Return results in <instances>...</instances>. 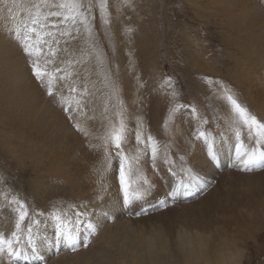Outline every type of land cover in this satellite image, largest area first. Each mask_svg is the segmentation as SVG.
<instances>
[{"label": "rangeland", "instance_id": "1", "mask_svg": "<svg viewBox=\"0 0 264 264\" xmlns=\"http://www.w3.org/2000/svg\"><path fill=\"white\" fill-rule=\"evenodd\" d=\"M62 2L64 0H47L46 3L44 0H0V11L4 8L2 12H7L0 21V32L3 35L7 32L9 36L12 35V53L18 58L25 57L29 63L27 76L12 70L15 80L27 82L25 87L19 85L20 93L11 92L6 98L7 73L3 70L5 59L0 58V77L4 81L0 82V232L11 238L10 234L15 231V223L19 217V207L13 200H19L28 212V217L21 226L22 235L26 237L23 230L31 226L36 237L35 254L38 256L33 253L23 256L30 264H58L59 261L60 264H88L97 258L92 257L95 253L92 256L85 253L86 248L103 254L104 259L110 258L108 264H131L127 262L128 258L133 262L137 261L135 256L141 254L143 243L125 245L121 241L119 244H110L109 237L99 231L100 227H104L103 224L94 223L98 229L94 236H90L88 230L82 232L85 224H76L74 213H87L91 208L82 203L81 200L86 194L78 188L79 184H74L75 187L67 183L65 178L53 176L52 156L46 152V149L51 148L52 137L50 139L43 133L40 134L41 131L37 128L31 131L34 135L25 132L23 125H12L14 115L24 113L26 120L36 125H49L47 130H50L56 126L57 120H69L71 113L74 119L69 120L65 132L58 136L59 128L55 127V135L60 143L70 144L73 151H80L82 159H86L88 165L83 168L81 163L79 172L73 167L68 168L70 178L86 185L87 189L84 190L91 187L95 195L102 194L106 189L101 201L106 199L105 196L110 197L112 193L120 190L121 205L127 213H120L117 220L131 215L136 217L132 202L124 201L119 169L116 176L107 181L110 171L118 164L119 158L114 155L116 149H110L111 166L108 167L103 150L94 147L101 143L98 137L106 130L100 113V103L107 108V115L111 120H118L115 115L117 111L125 117L129 131L128 142L123 147L128 155L134 154L137 147H142L135 141V132L139 125V130L145 136L151 134L163 146L160 153L162 159L165 151L168 157L173 158L171 178H164V170L156 175L159 170L157 164L156 171L154 169L156 176L153 183L151 182L155 185L154 189L162 191L161 197L166 203L162 209L168 207L175 213H186L187 216L182 217L189 219L187 224H192L193 229V225L201 223L208 229L204 233L205 236L219 237L221 235L217 225L212 220L217 221L219 218L222 224L227 226L226 229L234 231L237 230V221L240 220L238 218L242 217L243 213L249 219L247 229L250 232H245V239H241L239 233L230 234L232 237H228L231 243L235 239L239 240H236L239 251L235 256V264H264V213L255 214L260 211L258 207L253 213L244 207L245 204L257 205L264 198V192L259 191L260 187H264V168H245L236 158V149L241 143L243 150L248 151L253 147L264 150V142L257 144L248 137L247 129L243 127V135L237 139L230 124L238 118L230 105L222 99L218 86L209 83L210 80L222 81L242 106L264 122V0H129L127 4L124 0H107V24L101 18L99 0H92L90 15L95 19L91 20V41L82 25L73 26L70 22L65 23L62 16L50 14L60 10L66 12L67 9L54 6ZM37 12L39 23L36 25V32L29 33L25 25L31 26L32 21L37 18ZM13 16H17V19L14 20ZM76 28L80 29L79 33ZM26 40L37 50L42 63L44 60H51L48 69L54 72L56 80L59 81L58 88L56 80L53 81L55 98L48 94L44 97V87L33 76V57L30 58L24 50ZM129 40H132L130 44L127 42ZM139 40L144 42L147 48L144 52L137 50L136 55L134 46ZM93 43L95 50L102 54V64L98 62L95 54L88 55ZM121 52L124 54L121 55ZM68 61L73 63L70 65ZM56 68L71 71L73 77L67 80L59 79L65 73L56 72ZM106 77L115 84V94H110L111 85H106ZM128 77L131 80L125 83V78ZM169 80L170 83H167ZM69 85L75 86L76 91L70 92ZM28 91L36 92L39 98L36 101L27 99ZM61 94L68 107L67 111L57 102ZM44 100L56 111L51 106H46L45 112L41 108ZM177 105L182 107L176 109L169 119L170 111ZM34 108H37V113L32 114ZM193 108L196 109L195 113ZM44 117L47 118L46 122L43 121ZM201 119L207 120V123L201 124ZM75 123L85 129L87 136L76 130ZM197 128L208 133L214 141V156L209 155L205 141L197 138ZM31 149L36 153H32ZM181 156L184 160L180 159ZM146 157L148 160L144 156L141 157V163L144 164L143 168L146 166L150 169L153 167L150 155ZM198 159H205L206 165L213 166L211 173L207 175L204 173L205 169L203 172L200 168L195 171L206 179L205 185L190 181L182 171V166L191 170ZM57 160L62 163L63 157L59 155ZM220 162L223 166L216 169L215 163ZM159 165L166 170L165 162ZM147 169L143 171L146 172ZM80 171H83V174ZM225 171L244 189L242 198L233 193L228 195L227 201H232L234 208L242 211H232L228 208L227 213L230 215L226 222L222 220L225 217L219 216L216 209L218 206H205L210 202L206 197L220 187V180ZM86 172L89 176L86 181H82L79 176L85 175ZM182 179L184 183H181ZM104 183H107V188ZM196 193L198 195L194 196ZM190 197L195 199L189 203L184 201ZM158 200L159 198L151 200L141 206V213L144 211L148 215L151 214L149 205H157ZM203 209L207 213L204 216L206 219L199 221ZM53 214L60 215L61 222H56ZM7 219L12 222L9 229L5 224ZM92 219L87 217L89 221ZM54 222L59 228L58 236L50 243L45 238L46 242L41 244L40 232L50 224L54 225ZM61 226L74 229L78 251H72L70 245L58 240ZM140 226L143 227L141 222ZM183 229L182 223L177 222L171 232L159 231L161 240L166 243L165 249L176 245L181 250L182 246L175 238ZM155 230L158 231V228L144 232L136 227L130 231L133 232L132 241L142 240V237L146 239ZM118 232L123 237L128 234L127 230ZM84 233H87L86 237ZM84 244H88V247L85 248ZM59 250L58 258L49 259L53 252ZM12 259L17 260L13 257ZM0 261V264H7L6 252L0 254ZM102 264H105V261Z\"/></svg>", "mask_w": 264, "mask_h": 264}, {"label": "bare ground", "instance_id": "2", "mask_svg": "<svg viewBox=\"0 0 264 264\" xmlns=\"http://www.w3.org/2000/svg\"><path fill=\"white\" fill-rule=\"evenodd\" d=\"M3 10H4V8H2V11ZM2 11H0V21H2L5 14H7V12H5V11L2 12ZM53 11H55V10H53ZM121 12H125V10H121ZM18 18H21V17H18ZM13 19L16 20L17 16H13ZM36 25L38 26V24H36ZM36 25H35V27H37ZM262 29L264 30V26L262 27ZM10 37H12V35L9 36L8 32L6 35H3L0 32V42H1V44H0V58L4 57V59H5V63L3 64V67H4L3 70H4V72L7 73L6 98H7V94L11 95V92H12V94L20 93L21 92L20 86L25 87L26 82H27L26 80H24V81L15 80L16 78H14L15 76L12 74V70L14 69L15 71H17L19 74H21L23 76H27L28 71H29V68H28L29 63H28L27 59L25 57L18 58L16 54L12 53V52H14V50L12 48L11 42H14V41H11L13 39H11ZM131 41L132 40L127 41L128 44H130ZM32 42L33 41H31V43ZM120 48H122V47H120ZM145 48H147V45L144 42H142L141 40L136 42V44L134 46V50H136V55H137V50H140V52L141 51L144 52ZM122 53L123 52H121V55H122ZM138 55H140L139 52H138ZM28 59H30V58H28ZM19 79L23 80L22 77H19ZM130 80L131 79L129 77L125 78V83L129 82ZM0 82L4 83V81L2 80L1 77H0ZM58 86H59V81L56 80V87L58 88ZM42 92H43L44 97L48 96V95H46L47 91H46L45 87L42 88ZM26 98L31 99L33 101H36L39 98V96L34 91H28ZM46 106L48 108H49V106H51V108L56 111V109L52 105L48 104V102L46 100H44L42 102L41 108L45 112H47L45 110ZM99 108H100V113L102 114V121H103L104 127L106 129V127L108 126L109 121L111 119H110V116L107 115V111H105V107L103 105H100V103H99ZM36 110H37V108H34L31 111V113L32 114L37 113ZM46 120H47V118L44 117L43 121L46 122ZM111 121H114V120H111ZM8 122H9V120L7 119V123ZM68 122H69L68 119L66 121L57 120L56 126H53L50 130H47V127L49 125L43 126L41 123H39V125H36V124L32 123L31 121L26 120L24 118V113H23L22 115H20V114L14 115L12 125H15V126L23 125L24 131L25 132L27 131L29 134L31 133L32 130L34 131L35 128H37V130L41 131L40 134L43 133L44 136L50 137V139L52 137L51 148L46 149V152H48L52 156V162H51V170L52 171L51 172H52L53 176L63 177L66 179L67 183H71L73 185L74 184L80 185L78 188L82 191V193L86 194L82 198L81 201L87 208H91L87 211V217L93 218L90 221L93 224L94 223H100V224L104 225V227L99 228V231L104 236L109 237L108 241L110 244H112V243L119 244V243H121V241H123V243L125 245H129V244L134 245V244H139V243L144 244V248L142 249L141 254L138 256H135L137 258V261L133 262L131 258H128L127 262H130L131 264H214V263H216V264H227V262L230 261L231 264H235V261L237 259L235 256L239 251L237 244H236V240L237 241H239V240L235 239L231 243L230 242L231 240L228 237L230 236V234H233V235L237 234L238 235V233H239L240 238L245 239L244 236L247 235V233H245V232L248 231L247 228L249 227V219H247V216H244V214L242 213V217L238 218L240 220L237 221V230H234V231H229L228 229H226L227 226L225 227V225L222 224L223 222H221L219 220V218L217 221L213 219L212 222H214L217 225V230L221 236L220 237L215 236V235L205 236L204 233L207 232V230H208L207 227L201 223H198L196 225H193L194 226V229H193L192 224H187L189 222V219L188 218L184 219L182 217V216H187L186 213H183V212L175 213L173 210L168 209V207H166V209L165 208L159 209L158 206L161 203H164V200L161 197L162 191L158 188H155V189L152 188L150 193L147 196H145L143 199L132 201V204H133L132 210L136 213V217L131 215L125 219H121L118 221L117 218H120V213H127V211L121 205V191L120 190L112 193V195L110 197L105 196L106 199L104 201H101V198L103 197L104 193L106 192V189L104 190V192L102 194H98L96 192L97 195H95L94 192L92 191L91 187H89L88 190H84L86 188V185H83L82 183H78L74 179L70 178L68 168L73 167L74 170L76 169L79 172V170H81V169H79V166L81 165V163H83V168H85L88 165V161L86 159L85 160L82 159L80 151H78V150L73 151L72 146L70 144L60 143L58 138L56 137L55 131H54L55 127L59 128V134H58V136H59L61 133L65 132V129H66ZM31 124H33V125H31ZM6 138L7 139L9 138L8 134H6ZM162 147L163 146L160 144V148H162ZM53 149H56L58 151L54 152ZM113 151H114V149H113ZM31 152L36 153L34 149H31ZM134 154H132V155H134ZM59 155H61L63 157L62 163H60L57 160V157ZM114 155H115V153H114ZM144 157L147 159L146 156H144ZM115 159L117 160V158H115ZM168 159L169 160L172 159L170 161H173V158L168 157ZM163 163H164V159H162L160 156L156 161L155 167L147 169V167L145 166V168H143L144 164L141 163V160L138 164V167L141 168L142 170L147 169V171L145 173L147 174L150 181L153 183L154 177L157 174H159L162 170H164L162 173L164 178H168V177L171 178L172 164L173 163L171 165L166 163V170L164 169L163 166L159 165V164L162 165ZM119 164H120V160L118 159V164L113 167L112 171H110V175H109L107 181L112 180L116 176V171H117V169H119L118 168ZM157 164H158L159 170L157 171V173L155 175L154 169L157 168ZM215 164H220V168L223 166V164L221 162L215 163ZM148 167H150V166H148ZM169 168H171V171H169ZM199 168H200L201 172H203V169H205L204 173H206L205 175H207V174L211 173L210 170L213 169V166L211 164L206 165L205 159L196 160L192 166V169H191L192 175L199 177L203 181V183H200V184L205 185L206 179L202 175H197L195 172V171L199 170ZM155 171H156V169H155ZM80 172L82 173L83 171H80ZM87 172L85 175L79 176V178H81L82 181H86V179L88 178L89 173H87ZM83 173H85V170ZM43 175H44V173L42 172L41 176H43ZM77 175H80V173L79 174L77 173ZM130 179L135 180L136 176L132 175V176H130ZM102 180L104 182H106L104 179H102ZM104 185L107 188V183H104ZM209 186L211 187L210 184H209ZM103 189H104V187H103ZM224 189H226V190H224ZM95 191H96V189H95ZM259 191H260V193H263L264 187L263 186L260 187ZM99 192L101 193V191H99ZM230 193L237 194L240 198H242V196L244 195V189H243L242 185L237 184V182L232 178V176L225 171L224 177L220 180V187H217L213 192H211L206 197V199L210 200V202H208L205 206H210V208H214V206L215 207L218 206L216 208L219 212L218 214L220 217H225V219H222L225 222L227 220L226 218L230 215L229 213H227L228 208H231L232 211H237V210H238V212L242 211V209H239L237 207L234 208L235 205L232 201L231 202L227 201L228 195ZM196 195H198V194L197 193L194 194V196H196ZM157 198H159L157 205H155V204L149 205V207L151 209V214L148 215V214L141 213V210H142L141 206H144L145 203H148L149 201L157 199ZM99 200L101 202H99ZM0 206H1V204H0ZM244 207L248 210H252L251 213H253L258 207L260 211L256 212L255 214L264 213V198H262L260 200V203H258L257 205L245 204ZM233 208H234V210H233ZM206 215H207V213H206L205 209H203L200 212L199 221L206 219L204 217ZM208 218H209V215H208ZM111 219H112V222L110 223ZM140 222L143 224V227L140 226ZM177 222L182 223L183 228H184L183 231L179 232L178 236L175 238L176 242H180L182 248L180 250L179 247L175 245L171 249H165L164 246L166 243L164 240H161V236L159 235V231L166 230L167 232H171L173 230V225H175V223H177ZM231 222L233 223L234 221H231ZM250 222H252V220ZM5 224H7V229H9L12 225V222L9 219H7V220H5ZM225 224H227V223H225ZM169 226H171L172 228H168ZM256 226H257V224H256ZM136 227L138 230L144 231V232H147V231L150 232L153 228H158V231L155 230L154 233L150 234L146 239L142 237V240L137 239V240L132 241L133 232H130V231L134 230ZM197 228H199V229H197ZM191 229L194 232L191 231ZM72 230H74V229H72ZM81 230H82V232H85L88 229L85 225V228L82 227ZM121 230H127L128 234L125 237H123L118 232ZM58 231H59V228H58L56 223L54 225L50 224L49 227H46L45 229H43L39 234V237L41 238V244H44L46 242L45 238H47V241L49 243L52 242L54 240V238L56 236H58V234H57ZM249 232H250V230L248 231V233ZM86 236H87V233H84V237H86ZM231 237L232 236H230V238ZM34 246H35V248L37 247L36 246V237H35V241H34ZM24 250L27 253V255H31L32 252L29 248H27L25 246ZM117 251H119V250H117ZM59 252H60V250L57 252H53L52 255H50L49 259L50 258L51 259L58 258ZM62 252H65V250H62ZM84 252L90 254L91 256L95 253V256H92V257L97 258L96 260H94L93 262L88 263V264H102L104 261H105V264H108V262L110 260V258L104 259L103 254H97V252L92 251L91 249H88V248H86ZM34 256H38V255L35 254ZM9 258L10 257L7 255V264H9V260H10ZM13 258H15V257H13ZM147 260H149L151 263L147 262ZM60 263L61 262L59 261L58 264H60ZM236 264H240V262H238Z\"/></svg>", "mask_w": 264, "mask_h": 264}, {"label": "snow or ice", "instance_id": "3", "mask_svg": "<svg viewBox=\"0 0 264 264\" xmlns=\"http://www.w3.org/2000/svg\"><path fill=\"white\" fill-rule=\"evenodd\" d=\"M46 3L47 0H44ZM127 4L129 0H124ZM57 8L67 9L66 12H52L50 13L53 16H62L63 21L65 23L70 22L71 25H82L85 33L88 36L89 41L92 40V24L91 20H94L95 17L90 15L92 12V0H64V2L54 5ZM101 18L104 19V23L107 24L108 20L105 18L106 9H107V0H99ZM37 18L32 21L31 26L25 25L27 31L29 33H35L36 27L35 25L39 23V12H37ZM80 29L76 28V32L79 33ZM131 31V29H129ZM71 35V33H68ZM24 50L26 54L31 58L35 57L31 60V70L35 79L41 84V86L46 88L47 94L55 98V93L53 91V81L57 79L54 72L48 69V64L51 63V60H44L41 62V57L37 53L36 49L33 45L29 44L27 40L24 43ZM82 51V55H83ZM96 55V59L99 63H103L102 54L95 50L94 43L90 45V51L88 55ZM79 61H76L78 63ZM71 65L73 61H68ZM56 72H64L65 75L59 77V79L67 80L69 77L73 75L71 71H67L66 69L56 68ZM106 85H111V93L115 94L116 88L115 84L105 78ZM170 83L169 81H166ZM209 83H215L218 88L221 90L222 99L231 107V110L235 112L237 116V120L233 121L230 124L235 131V135L237 139H240L243 135L241 131V127L247 129L248 137L255 140L257 144L264 142V122L257 119L256 116L252 115L249 110L242 106L235 95L232 93L231 89L225 85L222 81H209ZM69 91L75 92L76 88L73 85H69ZM86 93V89L84 90ZM175 95V93H173ZM61 107H64L65 110H68V107L64 103L63 94H61L60 98L57 101ZM182 107V105H177L176 108L172 109L169 113V119L172 118V114L178 109ZM107 111V108H105ZM192 111L195 113L196 109L193 108ZM118 117L116 121H109L108 126L104 134L98 137L101 140V143L98 145H94V147L100 148L103 150L105 159L108 161V167L111 166V156L110 149H116V156L120 160L119 164V179L120 184L123 189L124 201L125 203H130L134 200L143 199L147 196L154 185L151 183L147 174L138 167V164L143 156L150 155V163L155 167L157 159L160 157L161 148L159 142L153 137L151 134L147 136L144 135L142 131L139 130V125L137 126V130L135 132V141L137 145H142V147H137L134 155H128L124 150V145L128 142V126L125 122V117L119 111L115 114ZM69 120H73L74 116L70 113ZM201 124H206L207 120H200ZM74 127L78 132H81L85 136H87V132L84 128L81 127L79 123H75ZM197 138H202L205 143L208 145V152L210 156H214V141L211 139L208 133L197 128ZM236 158L237 160L243 164L245 168H250L253 166L264 168V150H260L256 147L251 148L248 151L243 150V143L239 145L236 149ZM164 162L171 165L173 161H170L167 156V151L164 153ZM181 160H184V157H180ZM171 171V168H169ZM182 171H184L190 181L203 183V181L197 177L193 176L190 169L182 166ZM135 175V180H130L129 177ZM175 175V173H173ZM181 183H184V180H181ZM13 203L18 205L19 207V217L15 223V231H13L8 238L5 236L3 232H0V254L7 253V255L11 257H16L17 260L25 256L27 253L24 250L26 246L31 250L33 254L36 253V248L34 246L35 234L32 231L31 226H28L23 231L26 232V237L22 235L21 226L28 217V212L26 210V206L21 203L19 200H13ZM42 215V213L40 214ZM76 217V224H85L90 236L96 235L98 229L97 227L87 220V213L85 212H76L74 213ZM84 219H81V218ZM53 219L57 222H61V216L57 214H53ZM38 224L39 222L36 221ZM58 240L61 242H65L70 245L72 251H78L77 246V234L72 229H67L61 226ZM23 241V246H22ZM85 248L88 247V244L83 245ZM9 264H17L16 260H9Z\"/></svg>", "mask_w": 264, "mask_h": 264}]
</instances>
